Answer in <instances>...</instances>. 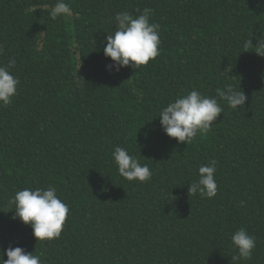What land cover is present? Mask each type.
<instances>
[{"label":"trees","instance_id":"1","mask_svg":"<svg viewBox=\"0 0 264 264\" xmlns=\"http://www.w3.org/2000/svg\"><path fill=\"white\" fill-rule=\"evenodd\" d=\"M0 264H264V0H0Z\"/></svg>","mask_w":264,"mask_h":264}]
</instances>
